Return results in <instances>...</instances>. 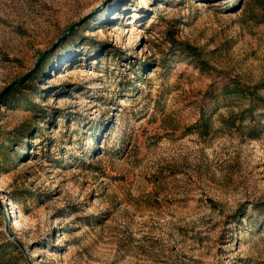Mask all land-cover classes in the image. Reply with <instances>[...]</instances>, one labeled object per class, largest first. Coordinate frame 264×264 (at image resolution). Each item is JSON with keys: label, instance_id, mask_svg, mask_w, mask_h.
I'll return each mask as SVG.
<instances>
[{"label": "rangeland", "instance_id": "1", "mask_svg": "<svg viewBox=\"0 0 264 264\" xmlns=\"http://www.w3.org/2000/svg\"><path fill=\"white\" fill-rule=\"evenodd\" d=\"M261 4L0 0V263L264 264Z\"/></svg>", "mask_w": 264, "mask_h": 264}, {"label": "water", "instance_id": "2", "mask_svg": "<svg viewBox=\"0 0 264 264\" xmlns=\"http://www.w3.org/2000/svg\"><path fill=\"white\" fill-rule=\"evenodd\" d=\"M62 36L59 38L61 39ZM58 39V40H59ZM57 41L53 42L52 45H50L49 48L45 49L42 51V53L39 55V57L36 59L35 63L33 64V66L27 71L25 72L21 77L11 81L10 83H8L1 91H0V97L7 91L9 90L14 84L16 83H20L22 82L24 79H26L31 72H33L35 70V68L37 67V65L39 64V62L42 60V58L44 57V55L49 51V49L51 47H53L55 45Z\"/></svg>", "mask_w": 264, "mask_h": 264}, {"label": "trees", "instance_id": "3", "mask_svg": "<svg viewBox=\"0 0 264 264\" xmlns=\"http://www.w3.org/2000/svg\"><path fill=\"white\" fill-rule=\"evenodd\" d=\"M262 1V4H261V9H262V13H261V15L260 16H258L259 17V21H264V0H261ZM70 33H71V31H70ZM41 54V53H40ZM42 61L41 62H39V64L37 65V67L35 68V70L31 73V76L32 75H34V74H36L38 71H40V69H41V66H42ZM20 85H22V83L20 84ZM19 85V86H20ZM238 91V89H237V87H233V89H231V90H229L228 92H237ZM249 94V93H248ZM249 96V95H248ZM250 97V96H249ZM251 101H253V100H251ZM31 108H36L37 107V105H35L34 103H32L31 104ZM251 108H249V110H250ZM33 110V109H32ZM35 110V109H34ZM203 111H201L200 112V114H199V123H202L203 122ZM197 124H198V122H197ZM0 154H2V152H0ZM3 239L6 241V242H8V243H10L11 244V242H9L8 240H6V238L5 237H3ZM1 264V263H0ZM3 264H5V263H3Z\"/></svg>", "mask_w": 264, "mask_h": 264}]
</instances>
